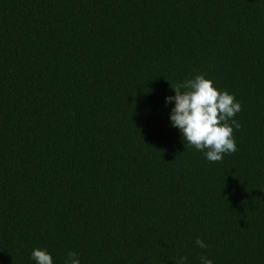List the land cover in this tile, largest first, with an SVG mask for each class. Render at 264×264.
<instances>
[{"label":"trees","instance_id":"trees-1","mask_svg":"<svg viewBox=\"0 0 264 264\" xmlns=\"http://www.w3.org/2000/svg\"><path fill=\"white\" fill-rule=\"evenodd\" d=\"M198 74L242 105L217 162L165 105ZM34 248L264 264V0H0V264Z\"/></svg>","mask_w":264,"mask_h":264},{"label":"clouds","instance_id":"clouds-1","mask_svg":"<svg viewBox=\"0 0 264 264\" xmlns=\"http://www.w3.org/2000/svg\"><path fill=\"white\" fill-rule=\"evenodd\" d=\"M172 89L175 95L165 97V105H174L169 113L170 126L181 132L184 141L210 162L221 161L226 154L237 151L234 129L238 130L240 124L235 116L242 105L234 94L220 90L203 74L184 80ZM196 245L208 247L200 238L196 239ZM30 259L34 264H55L47 248H34ZM174 262L188 264V257L180 256ZM66 264H82L78 253L70 252ZM200 264H214V261L202 255Z\"/></svg>","mask_w":264,"mask_h":264}]
</instances>
